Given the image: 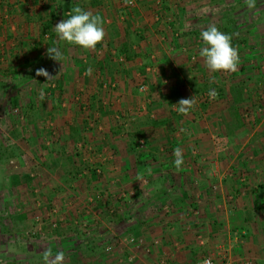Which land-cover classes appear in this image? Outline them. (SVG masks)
Segmentation results:
<instances>
[{
  "label": "crops",
  "instance_id": "1",
  "mask_svg": "<svg viewBox=\"0 0 264 264\" xmlns=\"http://www.w3.org/2000/svg\"><path fill=\"white\" fill-rule=\"evenodd\" d=\"M139 1L137 16L129 18L132 30L140 28L132 42L106 51L95 65L84 56L80 82L72 84L92 94L100 130L109 126L114 136L99 146L110 154L100 160L106 174L91 180L104 202H94L100 209L95 212L108 222L97 223L104 230L99 237L122 232L117 234L130 238L131 248L118 246L123 257H65L64 264H194L201 254L215 255L217 264L225 259L264 264V16L230 13L240 1ZM244 18L251 23L243 26ZM213 24L238 49L234 73L212 72L200 56L205 47L200 33ZM68 80L58 85L67 87ZM209 86L221 94L205 101ZM193 96L195 108L178 113L175 104ZM137 136L145 141L143 149L130 140ZM178 147L180 169L173 155ZM25 258L12 259L27 264Z\"/></svg>",
  "mask_w": 264,
  "mask_h": 264
},
{
  "label": "rangeland",
  "instance_id": "2",
  "mask_svg": "<svg viewBox=\"0 0 264 264\" xmlns=\"http://www.w3.org/2000/svg\"><path fill=\"white\" fill-rule=\"evenodd\" d=\"M38 1L0 0L3 36L0 38V257H10L7 262L2 259L0 264H14V257H26L27 264H32V260L44 264L42 254L48 248L53 255L63 251L65 257L75 259L123 257L119 247L130 249V238L121 239L117 233L122 232L104 239L99 237L104 230L97 223L108 222L107 217L95 212L100 210L94 208L100 191L90 178L94 169L102 177L106 174L105 163L100 160L109 158L110 154L99 146L103 147L101 142L110 144L111 138L114 140L113 132L109 126L100 130L101 120L95 118L96 110L90 103L92 94L89 96L72 84L80 82L77 69L84 56L90 57L95 65L94 60L106 51L125 40L132 42L133 33L140 28L132 30L129 18L132 14L137 16L138 6L134 10L127 8L121 0ZM238 1L243 4H233ZM229 3L233 4L229 11L232 14L264 16V0H256L255 9H249L245 0ZM76 6L103 21L105 38L95 50L86 51L61 41L54 30L59 21L69 18V11ZM244 19L243 26L251 23ZM50 46L61 51V63L46 54ZM41 68L53 77L47 80L45 76H37ZM63 77L72 83L67 87L58 85ZM140 88L146 92L143 86ZM210 89L220 93L217 87L209 86L203 94ZM41 90L45 95L43 100ZM62 97L63 103L59 101ZM61 109L66 111L62 113ZM122 121L127 123L125 119ZM122 138L126 140V135ZM82 205L92 212H86ZM106 215L110 220V213ZM2 225H5L3 231ZM127 231L125 227L123 232Z\"/></svg>",
  "mask_w": 264,
  "mask_h": 264
},
{
  "label": "clouds",
  "instance_id": "3",
  "mask_svg": "<svg viewBox=\"0 0 264 264\" xmlns=\"http://www.w3.org/2000/svg\"><path fill=\"white\" fill-rule=\"evenodd\" d=\"M249 9H255L256 0H245ZM67 19H62L55 26L58 39L68 44L76 45L86 51L95 50L97 45L102 43L105 38L103 21L99 16L79 7H73L68 13ZM203 47L200 56L204 58L205 66L212 72H236L240 64L238 49L232 46V37L222 31L217 26L209 25L206 30L200 33ZM50 59L61 63L63 55L58 47L50 46L46 53ZM37 76H45L47 80L52 78L46 69H38ZM91 74V69L88 70ZM210 100H215L218 93L215 89L208 92ZM43 91L40 92V99H44ZM176 111L180 114H188L196 106L195 97L182 98L178 101ZM175 156L174 164L177 169L184 164L183 150L176 148L173 152ZM44 264H64L65 253L58 251L53 255L52 249L48 248L42 254Z\"/></svg>",
  "mask_w": 264,
  "mask_h": 264
},
{
  "label": "built area",
  "instance_id": "4",
  "mask_svg": "<svg viewBox=\"0 0 264 264\" xmlns=\"http://www.w3.org/2000/svg\"><path fill=\"white\" fill-rule=\"evenodd\" d=\"M121 2L124 4L125 7L130 9H135L138 6L139 0H121ZM144 91H147V87L143 86ZM218 93V92H217ZM219 97V93L217 98ZM203 100L205 101H212L209 99L208 93L203 95ZM216 98V99H217ZM145 147V141L141 140L139 141V149H143ZM194 264H217L215 255H207L204 256L202 259L198 260ZM222 264H249V262H243V261H234L230 259H225Z\"/></svg>",
  "mask_w": 264,
  "mask_h": 264
},
{
  "label": "trees",
  "instance_id": "5",
  "mask_svg": "<svg viewBox=\"0 0 264 264\" xmlns=\"http://www.w3.org/2000/svg\"><path fill=\"white\" fill-rule=\"evenodd\" d=\"M66 7L68 8V9H70V4L68 5L67 3H66ZM125 48L124 49H128V44H126L125 46H124ZM73 130V129H72ZM74 131V130H73ZM75 131H77V129H75ZM79 132L81 131L80 129L78 130ZM142 139V137H140V138H136L135 140H132L133 141V145L134 146H136V147H139V140H141ZM99 177H102V174H99V171L97 170V169H94L93 171H92V174H91V180H98L99 179ZM95 203L97 204V203H99V205H102L104 202L102 201V198L99 196V197H97V198H95ZM114 216H116V217H118L119 218V215H118V213L117 214H115Z\"/></svg>",
  "mask_w": 264,
  "mask_h": 264
}]
</instances>
